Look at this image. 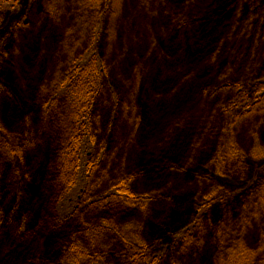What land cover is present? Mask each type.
Listing matches in <instances>:
<instances>
[{
    "label": "rangeland",
    "instance_id": "374dc122",
    "mask_svg": "<svg viewBox=\"0 0 264 264\" xmlns=\"http://www.w3.org/2000/svg\"><path fill=\"white\" fill-rule=\"evenodd\" d=\"M53 1L0 0V134L13 144L36 141L31 159L0 155V264H60L67 232L82 226L55 214L57 143L44 129L38 88L58 60L86 50L77 70L87 64L93 80L102 68L109 75L94 111L102 158L91 184L98 180L94 192L103 193L129 178L136 192L154 193L144 208L126 212L147 238L140 253L164 255L163 264H211L219 248L210 242L230 228L239 231L231 241L257 247L264 104L248 115L238 107V115L225 110L234 96L200 87L210 66L222 79L264 76V0H92L90 9L59 0L52 11ZM193 81L196 90L187 86ZM228 146L236 153L218 161ZM106 204L95 203L88 216L101 220ZM187 228L200 246L182 241ZM119 241L109 234L98 243L96 264H126Z\"/></svg>",
    "mask_w": 264,
    "mask_h": 264
},
{
    "label": "trees",
    "instance_id": "16d2710c",
    "mask_svg": "<svg viewBox=\"0 0 264 264\" xmlns=\"http://www.w3.org/2000/svg\"><path fill=\"white\" fill-rule=\"evenodd\" d=\"M81 1L79 3L84 5L85 9L91 8L89 3L92 0ZM58 3L59 0L50 3L52 11L58 7ZM76 5L78 6V2ZM244 10V6L241 5L237 10V16L241 17ZM228 15L231 16L232 13L228 11ZM86 53H88L87 50L73 58L66 54V60L65 58L58 60L60 64L54 65L57 71L52 73V68L44 79V85L38 88L40 97L43 95L41 118L45 119L46 126L44 129L52 133V139L57 143L55 163L58 165L60 191L56 198L55 214H57L60 223L75 221L77 218L82 220V226L75 233L74 231L70 232V230L67 232L71 238L64 245L65 250L62 251L64 257L60 264H78L82 257L87 256L89 260L86 264H96L100 261L103 254L102 250H104H98L99 246L97 245L102 243L109 234L120 240L119 242L127 249L126 253H123L125 255L124 263L163 264L164 255L155 254L152 258L153 255L149 257L148 253L145 254L147 256L140 253L143 252L147 238L143 235L141 223L126 216L127 209L132 206V208H144V204H148L154 197V193L148 195L136 192L131 186L129 178L116 181L103 193L94 192V190L99 189L98 180L94 185L91 184V181L97 177L95 174L98 172L102 158L98 157L99 127L94 122V111L102 91L101 87L109 75L102 68L100 71L102 73L101 79L97 75L93 80L91 65L87 64L77 70L78 63H82ZM221 74L222 72H217L213 66H210L203 75L200 90L204 88L209 94L216 91L220 94L226 93L228 97L234 96L235 102L225 110H230L229 112L240 111L237 113L240 115V109L242 112L246 109L248 111L246 115H248L255 112L259 104H264V76L260 78H253L252 76V80L249 81L251 75L233 72L232 75L228 73L226 78L222 79ZM189 85L191 88L194 86L196 90L195 81L192 84L187 83V86ZM250 88L253 89L252 93L248 91ZM255 88V94H258L256 100L253 99L252 95ZM23 93L25 94L24 91ZM189 101L190 99H187L181 105H186ZM24 135L26 136V133ZM34 143L36 141L28 139L24 143L19 140L13 144L9 138H2L0 134V155L3 157L4 154L5 157L12 158L15 156V160L18 161L29 155L28 159H31L28 148ZM235 153L234 146H228L227 150L220 152L216 157L219 158L218 161H222L223 158H229ZM220 155L222 156L220 157ZM11 164L8 163L6 167ZM81 177L84 178V182L80 180ZM105 201H107L105 208H109L106 211L107 215L105 212V216L108 217L103 216L99 220L94 215L88 216L89 212L94 210L93 205L95 203L100 204L101 207ZM263 209L264 205L260 208L261 216H264ZM82 210L84 211L83 214ZM232 229L230 228L228 233H218L215 241L210 242L211 246L219 248L211 264H264V228L258 237L257 247L248 244L242 246L243 248L240 247L241 243H244L243 241L238 243L236 238L232 241L229 239L232 236L237 237L239 232ZM191 233L192 231L187 228L182 236V241L186 242L188 248L192 245L200 246L201 243L196 242L195 236H192L193 233ZM64 237L57 238L58 242H61Z\"/></svg>",
    "mask_w": 264,
    "mask_h": 264
},
{
    "label": "bare ground",
    "instance_id": "6f19581e",
    "mask_svg": "<svg viewBox=\"0 0 264 264\" xmlns=\"http://www.w3.org/2000/svg\"><path fill=\"white\" fill-rule=\"evenodd\" d=\"M65 60H66V58H65Z\"/></svg>",
    "mask_w": 264,
    "mask_h": 264
}]
</instances>
